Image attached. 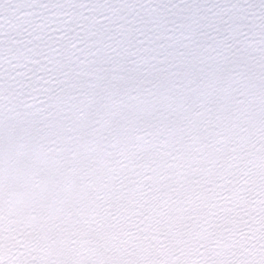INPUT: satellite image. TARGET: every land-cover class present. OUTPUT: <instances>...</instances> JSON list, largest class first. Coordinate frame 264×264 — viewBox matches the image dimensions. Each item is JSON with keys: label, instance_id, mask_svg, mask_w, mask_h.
<instances>
[{"label": "clouds", "instance_id": "9594fccd", "mask_svg": "<svg viewBox=\"0 0 264 264\" xmlns=\"http://www.w3.org/2000/svg\"><path fill=\"white\" fill-rule=\"evenodd\" d=\"M0 264H264V0H0Z\"/></svg>", "mask_w": 264, "mask_h": 264}]
</instances>
